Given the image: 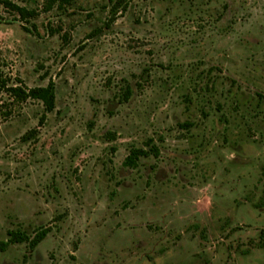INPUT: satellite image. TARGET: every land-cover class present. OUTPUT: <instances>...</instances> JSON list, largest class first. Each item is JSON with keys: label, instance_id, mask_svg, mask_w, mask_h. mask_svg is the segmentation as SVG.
I'll return each instance as SVG.
<instances>
[{"label": "rangeland", "instance_id": "374dc122", "mask_svg": "<svg viewBox=\"0 0 264 264\" xmlns=\"http://www.w3.org/2000/svg\"><path fill=\"white\" fill-rule=\"evenodd\" d=\"M11 1L0 264H264V0Z\"/></svg>", "mask_w": 264, "mask_h": 264}, {"label": "trees", "instance_id": "16d2710c", "mask_svg": "<svg viewBox=\"0 0 264 264\" xmlns=\"http://www.w3.org/2000/svg\"><path fill=\"white\" fill-rule=\"evenodd\" d=\"M0 2L17 12L22 19H27L32 12L27 8L22 7L18 4L13 3L11 0H0ZM0 87L6 89V92L13 96L17 101H26L28 99L41 100L45 106L46 112H51L56 107V87L55 84L50 81L46 86H37L30 89H24L21 86H7V83L0 78ZM130 91L127 90L126 98L129 97ZM154 153L157 155L158 151L156 148ZM149 155V152L142 148H134L130 154L126 157L124 164L126 166H135L138 159L141 156ZM50 228H42L36 231L34 236H31L26 231L22 230H10L9 238L7 240L0 241V250L5 251L9 245L19 242H28L31 248L37 246L49 233Z\"/></svg>", "mask_w": 264, "mask_h": 264}]
</instances>
